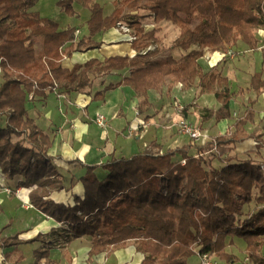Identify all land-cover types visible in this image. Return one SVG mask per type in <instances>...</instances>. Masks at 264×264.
Returning <instances> with one entry per match:
<instances>
[{
	"label": "trees",
	"instance_id": "obj_1",
	"mask_svg": "<svg viewBox=\"0 0 264 264\" xmlns=\"http://www.w3.org/2000/svg\"><path fill=\"white\" fill-rule=\"evenodd\" d=\"M38 1L0 0V117L4 118L0 122V170L7 180L18 179L17 186L30 189L32 205L61 226L26 241L19 235L3 237L0 248L15 246L5 253L7 258L12 260L23 242L42 241L43 246L35 250L36 262L45 258L47 264H60L52 258V248H66L86 236L91 240L90 257L103 252L110 257L133 244L144 255L140 264H187L186 259L198 251L235 261L239 259L226 247L229 238H240L246 243L245 256L253 264H264V163L260 162L264 161L260 153L264 133L250 136L245 131L255 116V100L249 99L250 106L231 133L211 135L203 142L186 136L183 144L172 149L155 141L150 149L129 157L112 155L102 163L78 161L85 172L69 179L58 165L60 158L49 152L53 138L27 107L37 97L45 98L60 88L87 94L98 73L136 68L122 80L107 84L95 97L103 99L108 90L131 86L142 98L139 112L143 113L151 106L149 91L161 90L172 76L173 84L196 87L197 96L213 94L221 103L217 109L190 103L184 106V116L193 107L201 122L232 119L230 103L244 91H232L217 65L205 71L199 60L207 51L237 49L239 42L257 50L258 32L264 29V0H114L115 8L108 16L96 0H60L69 14H76L74 2L91 13L90 35L78 41L75 28L60 30L58 22L32 10ZM141 11L149 12L156 23L170 22L179 28L169 50L184 51L180 58L167 54L157 35L160 28L147 29ZM119 22L127 23L136 36L131 41L135 55L104 61L93 58L72 69L62 65L74 51L99 47L92 37ZM35 37H42L40 45ZM153 61L157 68L143 67ZM250 88L257 96L264 92V69L254 73ZM246 138H255L257 157L225 156ZM79 182L85 193L83 198L73 195L74 203L51 197L55 192L72 191ZM15 253L16 262L24 258L21 251Z\"/></svg>",
	"mask_w": 264,
	"mask_h": 264
},
{
	"label": "crops",
	"instance_id": "obj_2",
	"mask_svg": "<svg viewBox=\"0 0 264 264\" xmlns=\"http://www.w3.org/2000/svg\"><path fill=\"white\" fill-rule=\"evenodd\" d=\"M97 2L103 5L105 16L110 15L115 8L114 0H97ZM73 7L79 23L68 22L65 25L55 17L43 14V10L38 8L37 4L32 10L38 11L42 17L58 22L60 30L69 27L75 28V41L86 39L90 35L88 20L91 13L78 2H74ZM144 25L148 27V23H144ZM152 25L153 23L150 22L149 27ZM152 28L154 27L147 29ZM258 35L259 47L257 50H250L245 44L239 42L237 48L241 53L238 52L235 58L229 57L227 52L211 53L207 51L204 57L199 60L205 71L217 65L222 74L228 77L232 91L236 93L240 90L244 91L243 94H237L230 103L232 119H224L220 122L211 119L201 122L193 107L189 109L186 116L179 114L175 110L178 101H182L186 105L198 103L214 109L219 108L221 103L216 100L213 94L197 96L196 87L184 89L181 83L173 84L172 76L167 78L161 90L149 91L151 106L146 108L143 113L139 112L142 98L137 96L131 86L122 85L108 90L103 99L95 97V93L102 91L107 84H114L122 80L123 77L131 75L136 68L98 73L93 88L87 94L68 92L60 88L49 93L45 98L37 97L36 100L27 104L29 114L53 138V146L49 152L60 158L58 165L68 179L72 174L79 176L85 172V168H82L78 161L84 164H95L110 159L112 155L129 157L152 148L151 143L155 141L159 145L171 149L183 144L187 137L180 134L178 129V122L183 116L199 123L213 137L231 133L235 130L236 120L243 117L246 109L250 106V98L252 101H256L253 105L255 116L253 122H248L245 125V131L250 136L262 134L264 133V92L257 96L256 92L250 88V81L254 73L264 69V30ZM92 38L100 43L99 47L74 51L71 56L63 59L62 65L72 69L75 64H83L93 58L104 61L111 56L125 54L133 56L137 53L132 48V42L129 41V34L122 32L117 27L101 31ZM34 41L36 45H40L42 37H35ZM169 52L176 58H180L184 54V51L181 52L179 49L168 50L167 54ZM143 67L155 69L158 64L153 61ZM171 84H173L172 88L168 91ZM31 103L34 104L33 107ZM100 114L106 117V128L97 123V117ZM131 130H133L132 133H130ZM256 144L255 138H246L237 142L225 156L243 159L250 154L252 157H257ZM260 153L263 157L264 148ZM69 161L74 162L69 164ZM99 171L104 174V170ZM17 180H7L0 170V241L3 237L15 235H19L20 239L26 241L35 238L40 233L47 234L53 228L61 226V223H58L53 217L41 212L33 205H29L32 204L29 198L30 189L17 186ZM4 184L12 189L19 188L21 192L7 194L2 187ZM84 193V186L79 182L76 183L72 191L55 192L51 197L59 202L74 203L73 195L83 198ZM41 246H43L42 241L23 242L19 249L24 258L19 262H16L17 253L12 256V260L7 258L5 253L12 249L0 248V264H47L45 258L36 262V258L33 256V251ZM135 248V245L129 244L127 247L115 251L110 257H106V252L90 257L91 240L89 237L82 236L69 243L66 248L59 246L52 248L51 256L57 259L60 264H140L144 255ZM65 249L69 255L66 254ZM226 251L240 260L246 255V243L240 238H229ZM215 257L218 258L216 255ZM199 261L198 253L186 259L187 264H196Z\"/></svg>",
	"mask_w": 264,
	"mask_h": 264
},
{
	"label": "rangeland",
	"instance_id": "obj_3",
	"mask_svg": "<svg viewBox=\"0 0 264 264\" xmlns=\"http://www.w3.org/2000/svg\"><path fill=\"white\" fill-rule=\"evenodd\" d=\"M59 1L60 0H39V2H37V7L40 8L42 11L43 14H48V16H53L56 18V20L60 21V22H63V24H68V22H70L71 24H76V23H79V19L76 17V14L75 15H72V14H69V12H67L60 4H59ZM97 1V0H96ZM74 4V3H73ZM141 14L145 15L143 21L145 24L148 23V27L146 28H150V27H154V28H160V31L158 32V36L160 37V39L162 40V47L165 48L168 52L169 49H167V47L171 46V44L174 43L175 39L177 38L178 34H179V28L170 23V22H161V23H156L154 21V17L149 14V12L147 11H141ZM153 23L152 26L149 27V24ZM263 30L264 29H260L259 32H262L263 33ZM258 32V33H259ZM259 37V36H257ZM153 48V47H152ZM181 50V49H179ZM233 52L236 53V55L238 54V52L241 53V51H239V49L237 48H233L232 49ZM182 52V51H181ZM236 57V56H235ZM233 57V58H235ZM147 65V64H145ZM213 98V97H212ZM240 101V100H239ZM180 103L183 104V106H186V103L182 102V101H178ZM241 103L239 102V105ZM33 103H31V106L33 107ZM175 110H176V107H175ZM177 111V110H176ZM178 112V111H177ZM179 114H183V113H180L178 112ZM238 115V114H237ZM2 117V116H1ZM0 117V122H4V118H1ZM184 117V116H183ZM182 117V118H183ZM181 118V119H182ZM180 119V120H181ZM195 123V121H193ZM179 123L180 121L178 122V129H179ZM195 124H199V123H195ZM200 127H202L200 124H199ZM103 128H106V126H102ZM203 130H206L205 128L202 127ZM208 134V133H207ZM209 136H211V134L209 133L208 134ZM248 153V152H247ZM246 153V154H247ZM260 162H263L264 161H260ZM6 238H9V237H6ZM23 244V243H22ZM21 244H19L17 247H18V250L17 251H14V254L15 252H18L20 251L19 249V246ZM15 248L14 245H11V246H8L7 249H12ZM10 250V251H12ZM2 256V255H1ZM33 256L34 258H36L35 256V250L33 251ZM100 258H101V255H100Z\"/></svg>",
	"mask_w": 264,
	"mask_h": 264
},
{
	"label": "built area",
	"instance_id": "obj_4",
	"mask_svg": "<svg viewBox=\"0 0 264 264\" xmlns=\"http://www.w3.org/2000/svg\"><path fill=\"white\" fill-rule=\"evenodd\" d=\"M117 28H119L122 32L129 34V41H133L134 39H136L135 34L132 31V28L127 24V23H123V22H119L117 25ZM229 57H235L236 53L232 51V49H230L229 51H227L226 53ZM1 72V69H0ZM29 99H33V95L30 94L29 95ZM176 110L180 113H183V109L184 106L182 103H176L175 105ZM97 123L100 126H106L107 125V121H106V117L103 114L98 115L97 117ZM143 125V123H142ZM133 130L130 131V133H132ZM179 132L180 134L190 137L192 140L197 141V142H203L206 141L210 138V136L207 134V132L205 130L202 129V127L199 126V124H195L191 119L187 118V117H183L180 120L179 123ZM5 191L7 192V194H19L21 192V190L18 189H12L11 187H9L8 185L6 186L5 184L2 186ZM30 206L32 204H29ZM199 257H200V261L196 264H253V262L250 260V258L248 256H245V258H242L240 260H235V261H227V260H220L218 258L215 257L214 254H211L209 252H197Z\"/></svg>",
	"mask_w": 264,
	"mask_h": 264
}]
</instances>
